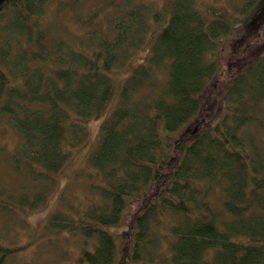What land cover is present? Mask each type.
<instances>
[{
    "label": "trees",
    "instance_id": "trees-1",
    "mask_svg": "<svg viewBox=\"0 0 264 264\" xmlns=\"http://www.w3.org/2000/svg\"><path fill=\"white\" fill-rule=\"evenodd\" d=\"M49 1L0 0V116L21 134L13 169L43 180L30 203L1 187L0 207L43 201L103 114L85 154L90 201L45 222L79 238L74 260L53 264H264V43L241 45L222 70L234 16L174 0L145 59L115 84L110 72L161 11L111 0L107 24L67 23L68 0ZM14 251L0 242V264Z\"/></svg>",
    "mask_w": 264,
    "mask_h": 264
},
{
    "label": "rangeland",
    "instance_id": "rangeland-1",
    "mask_svg": "<svg viewBox=\"0 0 264 264\" xmlns=\"http://www.w3.org/2000/svg\"><path fill=\"white\" fill-rule=\"evenodd\" d=\"M50 0L48 6L54 8L57 0ZM111 0H68L66 6L59 13L60 19L67 23L74 18L102 22L107 24L112 9H109ZM135 1V0H134ZM203 11L222 10L234 16L232 32L221 42L220 68L223 70L230 61L229 54L241 48L249 51L256 50L264 43V0H194ZM152 6L153 10H160V21L150 33L147 34L143 45L120 67L113 69L110 75L115 84H119L131 72L136 64L143 61L150 50L154 35L168 22L174 0H136ZM54 5H53V4ZM70 18V19H69ZM103 30L106 29L104 25ZM70 30H78L72 24ZM244 36V43L239 42ZM247 36V37H245ZM243 47H242V46ZM219 52V53H220ZM224 75L213 78L212 97L214 88L223 89ZM205 108V106H204ZM258 118L261 120L263 130L259 136L264 141V103L261 105ZM103 114L86 121L88 130L87 145H82L73 151L67 164L54 176V186H50L49 193L43 201L33 206L21 203L8 205V200L2 201L5 206L0 207V242L7 246H14L15 251L8 257L10 264H53L62 261L71 262L77 255L78 236L73 233L45 231V222L48 216L61 208L73 212L76 205L84 206L90 198L86 194L88 189V169L86 168V150L95 137L97 128ZM252 122V127L258 125ZM21 134L14 128L8 117L0 116V188L4 187L15 198L25 194L27 201H34V196L40 192L43 180H35L13 169L11 156L18 150ZM0 197H6L2 194ZM68 207H64V206Z\"/></svg>",
    "mask_w": 264,
    "mask_h": 264
}]
</instances>
